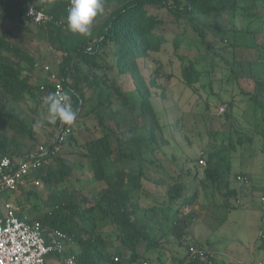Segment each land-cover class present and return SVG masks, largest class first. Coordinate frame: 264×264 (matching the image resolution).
<instances>
[{
  "label": "trees",
  "instance_id": "obj_1",
  "mask_svg": "<svg viewBox=\"0 0 264 264\" xmlns=\"http://www.w3.org/2000/svg\"><path fill=\"white\" fill-rule=\"evenodd\" d=\"M70 5L71 0H0V162L26 161L40 147L47 149L41 166L24 185L3 193L0 204L13 197L22 206L21 219L66 233V255L78 264H157L169 254L176 264H205L188 262L190 229L203 207L229 208L238 200L231 156L251 138L236 128L218 138L219 130L201 155L205 166L164 163L160 155L169 140L152 103L160 86L144 77L139 60L166 43L179 50L186 39L193 42L197 54L184 60V83L196 94L214 95L222 67L249 101L255 130L264 138V0H104L89 37L68 29ZM30 6L52 20L34 24L27 17ZM47 62L78 112L59 150V121L42 125L49 128L42 136L37 130L42 100L53 89L47 74L43 84L35 74L44 72L37 64ZM112 71L130 76L135 90H124ZM86 167L96 181L92 187L70 185L81 181L76 169ZM150 168L161 179L149 175ZM202 193L209 204L201 201ZM30 203L28 214L23 205ZM259 242L264 251V239ZM173 247L186 253L180 257Z\"/></svg>",
  "mask_w": 264,
  "mask_h": 264
},
{
  "label": "rangeland",
  "instance_id": "obj_2",
  "mask_svg": "<svg viewBox=\"0 0 264 264\" xmlns=\"http://www.w3.org/2000/svg\"><path fill=\"white\" fill-rule=\"evenodd\" d=\"M160 13L162 16L167 14L165 11ZM239 27H246V22L240 23ZM196 54L194 43L186 39L179 50L176 49L174 42H169L160 52L139 60L144 77L148 81L155 78L160 86L154 90L152 103L163 126L164 135L169 140V145L160 157L164 163H183L186 168H191L204 159L201 155L214 141L212 133L223 131L219 133L220 138L236 128L240 134L251 138V142L239 147L231 156L232 186L239 189L238 200H232L229 208L203 207L202 216L197 217L190 229L188 245L199 247L202 244L205 249L216 250L226 256V260L232 256L243 262L254 261L255 257L251 250L254 248L258 250L260 243L258 231L263 224L264 215L261 201L264 196V138L255 130L253 109L249 101L239 94L237 86L231 83L222 67H218L215 76L214 95H209L204 90L196 94L184 83L181 76L184 60L187 57L193 58ZM53 57L49 52V60ZM221 58L224 57L221 55ZM47 64L52 66V62ZM35 76L39 84L47 82L46 73L39 69ZM110 77L116 78L127 92L135 90L130 76H117V72L112 71ZM222 108L224 112L221 111ZM44 112L46 108L40 106V114ZM229 112L231 117L227 118L226 114ZM37 130L42 136L49 128L38 124ZM172 159L174 162L170 161ZM153 171L156 169L150 168L149 175L161 179V176L157 177L158 170L156 173ZM202 171L203 169H200L201 175ZM246 172L250 174V184H244L234 178L236 174ZM76 177L81 178V181L72 180L70 185L77 188L92 187L91 185L96 182L89 167L84 170L76 169ZM150 189L154 190V187L151 186ZM10 200L19 207L13 197H10ZM201 201L203 204H209L203 193ZM33 204L23 205L25 212L29 214ZM172 251L177 252L180 257L186 253L184 248L173 247ZM46 260L47 264H61V257L57 254L47 256ZM157 264L176 262L169 254L164 263Z\"/></svg>",
  "mask_w": 264,
  "mask_h": 264
},
{
  "label": "built area",
  "instance_id": "obj_3",
  "mask_svg": "<svg viewBox=\"0 0 264 264\" xmlns=\"http://www.w3.org/2000/svg\"><path fill=\"white\" fill-rule=\"evenodd\" d=\"M30 8L35 9V15H28ZM29 9L27 11L28 19L38 26H45L52 20L51 16L34 6H30ZM37 67H41L48 75L52 92H67L71 96L59 79V74L49 64H37ZM221 111L224 112V108ZM60 124L62 132L58 135L59 143L55 146V150L60 149L61 143L65 141L72 130V125ZM46 150V148L40 147L38 155H33L31 159L26 161L3 159L0 162V196L15 190L18 185H24L26 177L34 169L41 166V158ZM200 163L203 166L206 165L204 160H201ZM238 181L250 184V178L247 176H239ZM36 184L39 183L36 182ZM261 201L264 206V196H262ZM20 212V207L11 201L0 204V264H46L47 256L52 254H57L63 258L61 264H78L75 257L66 255L67 243L71 242L66 233L58 229H48L38 222L31 223L27 219H21L19 217ZM263 239L264 215L263 224L258 231V240ZM220 255L216 250H207L191 245L188 262L202 259L205 264H216ZM241 264H264V258Z\"/></svg>",
  "mask_w": 264,
  "mask_h": 264
},
{
  "label": "clouds",
  "instance_id": "obj_4",
  "mask_svg": "<svg viewBox=\"0 0 264 264\" xmlns=\"http://www.w3.org/2000/svg\"><path fill=\"white\" fill-rule=\"evenodd\" d=\"M104 0H71L66 17L68 29L81 36L89 37L98 16L104 13ZM28 15H35V9L30 8ZM42 104L46 112L42 113L39 125L52 124L58 121L62 124L73 125L78 112L73 107L71 96L67 92L56 91L43 98Z\"/></svg>",
  "mask_w": 264,
  "mask_h": 264
},
{
  "label": "crops",
  "instance_id": "obj_5",
  "mask_svg": "<svg viewBox=\"0 0 264 264\" xmlns=\"http://www.w3.org/2000/svg\"><path fill=\"white\" fill-rule=\"evenodd\" d=\"M263 253L264 252L259 249V246H258V250L256 248L251 250V254L254 255V257H255L254 261H259V260L263 259ZM218 262H219V264H241V263H243V261H240L239 259L232 257V256L226 260V256H224L222 254L219 257ZM250 262H252V261L250 260Z\"/></svg>",
  "mask_w": 264,
  "mask_h": 264
}]
</instances>
